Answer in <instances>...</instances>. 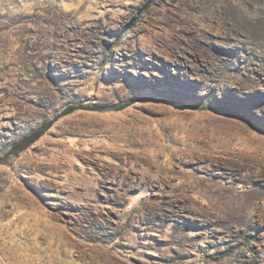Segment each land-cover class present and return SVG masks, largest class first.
Segmentation results:
<instances>
[{
  "label": "rangeland",
  "instance_id": "374dc122",
  "mask_svg": "<svg viewBox=\"0 0 264 264\" xmlns=\"http://www.w3.org/2000/svg\"><path fill=\"white\" fill-rule=\"evenodd\" d=\"M0 264H264V0H0Z\"/></svg>",
  "mask_w": 264,
  "mask_h": 264
},
{
  "label": "trees",
  "instance_id": "16d2710c",
  "mask_svg": "<svg viewBox=\"0 0 264 264\" xmlns=\"http://www.w3.org/2000/svg\"><path fill=\"white\" fill-rule=\"evenodd\" d=\"M127 105H129V103L122 104L115 109H122V108L126 107ZM80 108H83V107L82 106H76V105L67 106L63 111H61L59 114L55 115L52 119H50L47 122L40 125L36 130L31 132L29 135L21 138L20 140H18L15 143H13L10 151L11 152H20L21 150L25 149L31 143L36 141L46 130H48L51 127V125L54 123V121L57 120L59 117L66 115V114H69V113L75 111L76 109H80Z\"/></svg>",
  "mask_w": 264,
  "mask_h": 264
},
{
  "label": "bare ground",
  "instance_id": "6f19581e",
  "mask_svg": "<svg viewBox=\"0 0 264 264\" xmlns=\"http://www.w3.org/2000/svg\"><path fill=\"white\" fill-rule=\"evenodd\" d=\"M228 6L229 5H226V9H225V15L227 16L228 14H229V12H231L230 11V9H227L228 8ZM235 6V5H234ZM221 9V8H220ZM219 9V10H220ZM231 9H232V7H231ZM224 10V9H223ZM236 10V9H235ZM240 12V11H239ZM220 13H222V12H220ZM221 15V14H220ZM224 15V16H225ZM220 18H221V16H220ZM228 18V17H227ZM226 19V18H225ZM252 19V18H251ZM254 19V18H253ZM258 19V18H257ZM226 20H228V19H226ZM241 20V19H240ZM184 175H185V177H188V175H189V172L188 171H186L185 173H184ZM180 184H182V183H180ZM184 185V184H183ZM181 186V185H180ZM220 191V190H219ZM235 209V208H234ZM241 212V209H238V210H234V211H229L228 210V213H237V214H239L240 212ZM233 217V216H232Z\"/></svg>",
  "mask_w": 264,
  "mask_h": 264
}]
</instances>
